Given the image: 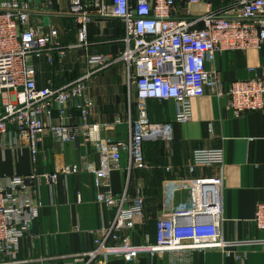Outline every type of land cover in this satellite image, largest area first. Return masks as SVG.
<instances>
[{"label": "built area", "instance_id": "1", "mask_svg": "<svg viewBox=\"0 0 264 264\" xmlns=\"http://www.w3.org/2000/svg\"><path fill=\"white\" fill-rule=\"evenodd\" d=\"M48 3L58 0H45ZM202 0H186L180 12L176 0H68L77 18L80 46L87 45L86 25L91 19L118 20L124 26V49L117 58L93 55L86 58L87 70L78 80L60 88H41L36 82L38 60L52 64L62 61L71 46L59 41L54 28L31 24L29 1L0 2V148L14 150L27 144L32 163L39 145L48 138L68 144L82 135L94 143L99 168L91 173L96 189L108 187L110 173L121 169V155L128 156L125 170H146L143 145L168 142L172 123L191 119V102L210 95L225 99V109L235 118L264 111V75L249 68L250 78L225 84L211 67L217 56L227 52L260 51L264 46V0H231L218 11L211 5L202 14L192 7ZM122 63L126 88L134 95L138 119L130 125L128 141L95 140L89 133L98 126L88 123L90 103L87 88L95 71ZM172 101L173 122L151 124L146 116L147 101ZM81 114V126L69 124V110ZM57 113L56 122L54 113ZM224 152L222 149L193 150L186 166L187 179L179 183L185 199L165 217L156 219V242L135 247L129 238L108 244L111 234L132 230L143 217V199L130 198L125 191L115 199L110 191L96 195V202L115 216L109 230L97 231L99 243L94 250L76 254L43 257L41 264H107L111 259L133 261L142 254L150 258L165 256L169 264H192L196 253L218 250L229 255L234 246L222 236L224 208ZM215 169L214 178H195L199 170ZM82 171L78 166H63L53 173L32 171L24 176L0 177V264L14 260L20 239L32 236V223L39 217L41 203L36 199L41 183L53 189L61 176ZM80 202V196H77ZM264 232V201L256 207L251 221Z\"/></svg>", "mask_w": 264, "mask_h": 264}, {"label": "crops", "instance_id": "2", "mask_svg": "<svg viewBox=\"0 0 264 264\" xmlns=\"http://www.w3.org/2000/svg\"><path fill=\"white\" fill-rule=\"evenodd\" d=\"M7 0H0V2ZM29 1L32 26L54 28L59 41L71 46L62 61L52 64L38 60L36 82L41 88H60L78 80L87 70L86 58L103 55L117 58L124 49V26L118 20L94 18L86 25L87 45L80 46L77 18L71 15L68 0L48 3ZM180 12L185 13L186 0H176ZM231 0H202L192 7L193 14H202L209 5L218 11ZM211 67L220 73L227 84L250 78L249 68L264 75V46L260 51L227 52L217 56ZM127 73L122 63L95 71L87 88L90 103L88 123L98 126L90 132L92 141H128L130 125L138 119L134 95L126 88ZM131 104H134L131 108ZM226 100L210 95L192 100L191 119L185 124L172 123L171 139L143 145L146 170L125 172L128 156L121 155V169L110 173L108 187L96 189L92 171L99 168V156L94 143L78 135L68 144L45 139L39 145L36 162L32 163L27 144L18 149L0 148V177L24 176L33 170L53 173L63 166H78L82 171L61 176L53 189L41 183L36 199L41 203L39 217L32 223V236L20 239L16 257L9 264H41L43 257L76 254L94 250L99 237L97 231L109 230L115 210L96 202V195L110 191L115 199L126 191L130 198L143 199V217L132 230L120 235L111 234L108 244L129 238L132 245H153L156 242V219L172 214L185 199L180 181L187 179L186 166L193 150L222 149L224 152V191L222 236L234 244L229 255L218 250L196 253L192 264H264V232L256 230L251 221L256 207L264 201V111L235 118L225 109ZM1 109V102H0ZM176 106L172 101L146 103V116L151 124L173 122ZM69 124L81 126L78 110H69ZM57 113H54L56 122ZM215 169L199 170L195 178H214ZM80 196V202L77 201ZM55 264H65L57 260ZM107 264H169L165 256L150 258L146 254L133 261L111 259Z\"/></svg>", "mask_w": 264, "mask_h": 264}, {"label": "rangeland", "instance_id": "3", "mask_svg": "<svg viewBox=\"0 0 264 264\" xmlns=\"http://www.w3.org/2000/svg\"><path fill=\"white\" fill-rule=\"evenodd\" d=\"M133 106H135V105H134V104H131V108H132Z\"/></svg>", "mask_w": 264, "mask_h": 264}]
</instances>
